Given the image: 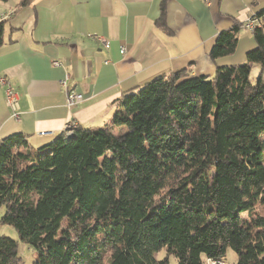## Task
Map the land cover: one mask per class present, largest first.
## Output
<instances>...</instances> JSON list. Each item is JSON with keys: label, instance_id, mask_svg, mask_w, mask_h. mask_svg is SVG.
<instances>
[{"label": "trees", "instance_id": "16d2710c", "mask_svg": "<svg viewBox=\"0 0 264 264\" xmlns=\"http://www.w3.org/2000/svg\"><path fill=\"white\" fill-rule=\"evenodd\" d=\"M252 19L242 65L157 77L110 123L48 146L2 140L1 222L19 241L0 237V264H24L20 243L34 264H209L229 249L264 264V11ZM243 28L218 35L212 61L235 54ZM4 32L0 22V47Z\"/></svg>", "mask_w": 264, "mask_h": 264}, {"label": "crops", "instance_id": "0c3cea01", "mask_svg": "<svg viewBox=\"0 0 264 264\" xmlns=\"http://www.w3.org/2000/svg\"><path fill=\"white\" fill-rule=\"evenodd\" d=\"M263 11L264 0H0V76L20 98L15 120L0 86V142L23 134L35 149L48 146L71 123H110L124 95L157 77L213 76L217 67L242 65L256 47L249 31L230 57L212 61V47L221 32ZM65 78L84 97L73 108Z\"/></svg>", "mask_w": 264, "mask_h": 264}, {"label": "built area", "instance_id": "2783aa9c", "mask_svg": "<svg viewBox=\"0 0 264 264\" xmlns=\"http://www.w3.org/2000/svg\"><path fill=\"white\" fill-rule=\"evenodd\" d=\"M257 21L256 20H248L245 23V28L249 30L250 32L253 33L255 30ZM96 41H98L105 49L110 48V43L106 41L102 37H95L94 38ZM123 50V49H122ZM124 51V50H123ZM54 66H59L60 63L54 62ZM68 78H65L62 81V85L66 88V105L68 108H73L79 105L84 101V97L82 94L77 93L74 89L70 88L67 84ZM0 86L4 88V93H5V99H6V104L10 108L11 113H12V118L15 120H18L20 118V105H19V95L10 83V81L4 77L0 76ZM78 125L76 123H71L70 126L66 129V134H72V130L76 128ZM225 258H220L216 259V261H213V263H218V264H224Z\"/></svg>", "mask_w": 264, "mask_h": 264}, {"label": "rangeland", "instance_id": "374dc122", "mask_svg": "<svg viewBox=\"0 0 264 264\" xmlns=\"http://www.w3.org/2000/svg\"><path fill=\"white\" fill-rule=\"evenodd\" d=\"M251 19L252 18H250L248 20H251ZM245 23H244V28L242 30H244V29L247 30L245 28ZM247 31H249V30H247ZM250 33H252V32H250ZM258 74H259V69L254 68L253 77L254 78L257 77ZM258 210L260 211V213L262 215L264 214V207H259ZM4 213H5V208L3 207L0 209V237L6 236V237H9V238H12L14 240L19 241V235H18L17 231L11 226L2 224L1 219L4 215ZM19 255L22 258L24 264H34L37 260V257H38L37 252L34 249H32L31 247H29L23 243H20ZM166 256H167V253L165 251H162L157 255V258L159 260H162ZM169 261H170V264H178L177 259L174 256H170ZM224 263L225 264H237V255L231 249H229V251L227 252L226 261ZM206 264H208L207 261H206Z\"/></svg>", "mask_w": 264, "mask_h": 264}, {"label": "bare ground", "instance_id": "6f19581e", "mask_svg": "<svg viewBox=\"0 0 264 264\" xmlns=\"http://www.w3.org/2000/svg\"><path fill=\"white\" fill-rule=\"evenodd\" d=\"M66 135H67L68 137L71 136V134H66ZM209 264H218V263H213V262L211 263V262H210Z\"/></svg>", "mask_w": 264, "mask_h": 264}, {"label": "water", "instance_id": "95a60500", "mask_svg": "<svg viewBox=\"0 0 264 264\" xmlns=\"http://www.w3.org/2000/svg\"><path fill=\"white\" fill-rule=\"evenodd\" d=\"M68 138H70V136Z\"/></svg>", "mask_w": 264, "mask_h": 264}]
</instances>
